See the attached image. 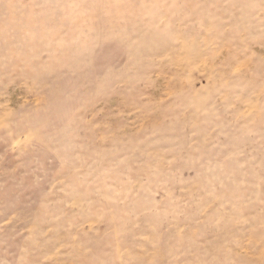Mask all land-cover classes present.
Returning <instances> with one entry per match:
<instances>
[{
  "label": "rangeland",
  "instance_id": "rangeland-1",
  "mask_svg": "<svg viewBox=\"0 0 264 264\" xmlns=\"http://www.w3.org/2000/svg\"><path fill=\"white\" fill-rule=\"evenodd\" d=\"M0 264H264V0H0Z\"/></svg>",
  "mask_w": 264,
  "mask_h": 264
}]
</instances>
